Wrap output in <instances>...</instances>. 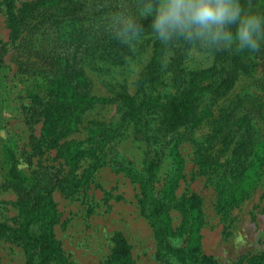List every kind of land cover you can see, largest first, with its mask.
Returning <instances> with one entry per match:
<instances>
[{
  "label": "rangeland",
  "instance_id": "374dc122",
  "mask_svg": "<svg viewBox=\"0 0 264 264\" xmlns=\"http://www.w3.org/2000/svg\"><path fill=\"white\" fill-rule=\"evenodd\" d=\"M8 1L22 9L34 0H0V47L5 48L0 65V264L37 263L38 245L21 238L25 223L33 236L52 243L47 264H117L112 261L116 234L128 245L126 264H206L202 258L214 264H264V54L254 61L260 65L239 76L222 97L239 100L238 125L230 119L225 128L229 137L236 129L244 134L239 160L232 139L215 148V162L203 165L188 137L177 135L179 127L158 136L149 148L136 130L134 121L142 123L136 116L129 114L126 129L112 143H105L99 126L118 119L121 96L126 102L140 97L136 92L145 86L141 75L152 56L154 65L161 64L160 74L170 72L163 67L170 66L195 75L211 64L207 52L186 53L177 65L172 50L170 55L165 47L158 52L155 45L152 53L153 34L146 32L134 52L127 47L122 64L84 60L88 95L96 101L79 119L70 104L61 109L56 102L58 115L43 124L32 109L45 86L19 66V56L26 54L18 44L24 34L11 37L5 22ZM211 116L199 120L189 136H212ZM151 120L152 126L159 122L156 116ZM7 139L37 210L7 181ZM158 223L167 227L160 247L153 227ZM174 249L184 250L185 257Z\"/></svg>",
  "mask_w": 264,
  "mask_h": 264
},
{
  "label": "trees",
  "instance_id": "16d2710c",
  "mask_svg": "<svg viewBox=\"0 0 264 264\" xmlns=\"http://www.w3.org/2000/svg\"><path fill=\"white\" fill-rule=\"evenodd\" d=\"M241 2L252 10L264 14V0H241ZM4 7L5 22L11 37L24 34L18 43L20 51L24 50L26 53L21 59L19 56L18 62L22 72L38 76L44 83L45 95L41 100L38 97L39 103L32 109L34 116L43 118V124L45 120L58 115H55L56 102L61 105V109L70 104L73 112H76L77 119L90 108L91 105L88 103H94L96 100L88 95L89 88L83 72L84 60L95 57L116 64L124 63L129 53L127 46L117 42L109 32L111 17L121 12L139 19L138 0H34L25 4L22 9H15L11 1H8ZM36 9L38 10L35 16L33 12ZM151 19L145 17L139 20L144 30L143 34L151 33ZM149 40L152 42V53L155 45H158V52L164 48L159 41L154 40L153 35ZM4 49L0 47V65ZM171 50L173 59H177L179 65L181 58L187 53V46L180 43ZM207 53L211 57V64L205 70H197L195 75L186 72L187 70L183 68V71L176 68L173 71L170 66H163L170 72L163 74L164 70H161L160 74L161 64L154 65L155 60L152 56L150 66L145 67L141 75L145 86L136 92L138 95L141 94L140 97L137 100L130 98L126 102L121 96L118 102V119L113 123L110 121L99 126V132L104 136L105 143H112L115 137L124 132L128 124L126 119L130 114L142 120V123H138V120L134 123L137 124L136 130L149 148L158 142L156 139L158 136L163 137L169 134L170 130L179 127L181 131L177 130V135L179 138L188 137V141L196 147L203 165L215 162L218 145H223L227 140L232 139L235 140L234 144H237L234 155L239 160L244 134L237 133L236 129L234 135L229 137L225 132L230 119L233 120V125H238L236 116L240 107L239 100L238 97L230 100L222 97L228 94L239 76L250 74L253 72L251 70L260 65L259 62L256 64L254 61L261 59L264 46L260 52L253 54L247 52L235 54L231 51ZM217 100H221L220 104H216ZM213 106L215 112L212 114L210 110ZM153 116L159 119L155 126L149 125L154 122L151 120ZM208 116H211L209 127L213 128H211L212 136H204L200 139L189 136L192 127ZM38 120H34L33 123ZM52 123L50 129H54V121ZM109 135L110 139H108ZM5 156H7V181L13 189L22 192L24 196L28 195L31 208L34 206L37 210L38 204L32 199V193L26 188L17 169L13 144L9 139L5 143ZM122 169L129 170L127 166ZM192 199L189 198L184 203ZM153 227L156 243L160 247L164 245L167 227L162 223L153 224ZM21 238L26 243L38 245L40 254L36 264H47L53 250L48 238L33 236L29 232L28 223H25L21 229ZM114 239L112 261L126 264L128 245L119 234H116ZM173 251L182 258L186 255L182 249ZM202 260L206 264H214L208 258Z\"/></svg>",
  "mask_w": 264,
  "mask_h": 264
},
{
  "label": "clouds",
  "instance_id": "9594fccd",
  "mask_svg": "<svg viewBox=\"0 0 264 264\" xmlns=\"http://www.w3.org/2000/svg\"><path fill=\"white\" fill-rule=\"evenodd\" d=\"M139 19L118 12L108 30L131 52L144 30L139 20L151 17V33L171 54L183 43L189 57L201 52L258 53L264 46V14L241 0H138Z\"/></svg>",
  "mask_w": 264,
  "mask_h": 264
}]
</instances>
